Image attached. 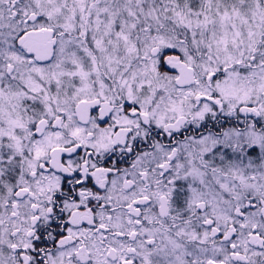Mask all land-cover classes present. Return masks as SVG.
Wrapping results in <instances>:
<instances>
[{
    "label": "snow or ice",
    "instance_id": "1",
    "mask_svg": "<svg viewBox=\"0 0 264 264\" xmlns=\"http://www.w3.org/2000/svg\"><path fill=\"white\" fill-rule=\"evenodd\" d=\"M0 264H264V0H0Z\"/></svg>",
    "mask_w": 264,
    "mask_h": 264
}]
</instances>
